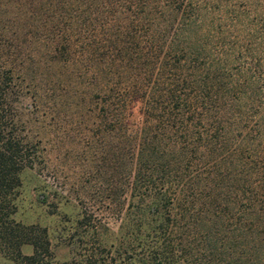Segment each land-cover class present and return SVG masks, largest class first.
Segmentation results:
<instances>
[{
  "label": "trees",
  "instance_id": "trees-1",
  "mask_svg": "<svg viewBox=\"0 0 264 264\" xmlns=\"http://www.w3.org/2000/svg\"><path fill=\"white\" fill-rule=\"evenodd\" d=\"M36 2L57 13L62 100L91 123L85 142L123 211L108 239L82 208L59 262L44 226L12 217L21 174L44 163L45 149L15 120L16 55L0 44V253L14 264H264V146L245 144L259 129L243 132L241 112L261 105L264 66L208 30L207 0ZM132 97L135 125L124 114Z\"/></svg>",
  "mask_w": 264,
  "mask_h": 264
},
{
  "label": "rangeland",
  "instance_id": "rangeland-1",
  "mask_svg": "<svg viewBox=\"0 0 264 264\" xmlns=\"http://www.w3.org/2000/svg\"><path fill=\"white\" fill-rule=\"evenodd\" d=\"M16 7L12 0H0V44L8 59L12 61V55H16L21 91L15 101V120L25 132L39 138L45 161L22 172L12 217L22 223L44 226L53 248V260L59 262L71 256L65 240L82 208L93 221L106 226L109 239L117 231L123 205L112 206L109 202L111 195L105 179L110 170L104 166L106 170L102 171L104 167L96 165L100 161L85 142L86 126L91 123L78 122L75 107L62 100L60 85L66 68L54 59L55 35L49 27L57 13L47 3L36 0H21L18 10ZM205 8L208 30L235 57L247 65L258 60L264 66V0H207ZM260 101L253 115L245 107L241 109L242 117L248 119L243 132L259 129L255 137L245 141L250 150L264 146V96ZM124 114L130 124H138L141 100L130 98ZM21 250L28 252L30 246L23 245ZM0 264L14 262L0 253Z\"/></svg>",
  "mask_w": 264,
  "mask_h": 264
}]
</instances>
